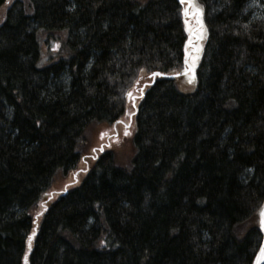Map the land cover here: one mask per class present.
<instances>
[{
	"label": "trees",
	"instance_id": "16d2710c",
	"mask_svg": "<svg viewBox=\"0 0 264 264\" xmlns=\"http://www.w3.org/2000/svg\"><path fill=\"white\" fill-rule=\"evenodd\" d=\"M27 1L0 24V264H253L264 6L195 0L206 32L193 76L152 80L186 66L185 3ZM141 76L125 150L112 133L91 144Z\"/></svg>",
	"mask_w": 264,
	"mask_h": 264
},
{
	"label": "rangeland",
	"instance_id": "374dc122",
	"mask_svg": "<svg viewBox=\"0 0 264 264\" xmlns=\"http://www.w3.org/2000/svg\"><path fill=\"white\" fill-rule=\"evenodd\" d=\"M17 0H7V2L0 8V24H2L7 9ZM23 1L24 3H28L27 0H20ZM264 6V0H253L251 1L250 6L248 7L250 12L252 13V16H257L259 13L262 11ZM145 76H141L137 82H136V87L132 89L129 93H131V96L134 94H138V91L143 83V80ZM139 87V88H138ZM138 88V89H137ZM128 93V96H129ZM131 96L128 97V101L131 105V108L129 111H127L126 115L123 116L117 123L111 124L107 129H98L94 135L91 137V144H99L101 141H105L110 133L113 135H110V142L113 141L116 147L120 148V150L123 152L125 150L124 144L126 143V140L131 137L132 132L134 131V116L132 115L133 113V105H132V98ZM130 134V136L128 135ZM85 149V148H84ZM91 152H85V155H89ZM81 166V167H80ZM79 168H82L84 164H80ZM82 169H77L76 172H72L73 174H81ZM76 175H72L70 173V176L67 177H58L55 180V183L53 184L54 188H57L60 190L62 186L66 182H70L75 178ZM80 176V175H79Z\"/></svg>",
	"mask_w": 264,
	"mask_h": 264
},
{
	"label": "water",
	"instance_id": "95a60500",
	"mask_svg": "<svg viewBox=\"0 0 264 264\" xmlns=\"http://www.w3.org/2000/svg\"><path fill=\"white\" fill-rule=\"evenodd\" d=\"M194 1L192 0L191 5L189 4L188 0H185V6L183 8V16L184 21L186 25V30L188 31V42L186 45V66L185 68L180 72L176 74H164V73H158L155 72L156 75L152 74V77L155 79L156 76L161 77H190L193 76V70L191 68V64L195 63L200 58L201 50H202V44L204 40V34L206 32L205 25L203 23V9L198 7L197 5H194ZM185 9H187V15H185ZM197 9L200 10L199 13H197ZM196 15L197 18H193V16ZM197 23V25H195ZM191 73V74H190ZM190 74V76H188ZM264 210V204L261 209V211ZM261 211L259 213V225L261 227ZM263 230V240L260 246V249L255 257L253 264H264V259H258L261 254V248L264 247V227H261Z\"/></svg>",
	"mask_w": 264,
	"mask_h": 264
},
{
	"label": "snow or ice",
	"instance_id": "6c2138e0",
	"mask_svg": "<svg viewBox=\"0 0 264 264\" xmlns=\"http://www.w3.org/2000/svg\"><path fill=\"white\" fill-rule=\"evenodd\" d=\"M184 2H185V0H180V3H184ZM188 2L191 5L192 0H188ZM184 11H185V15H187V9H185ZM199 12H200V10L197 9V13H199ZM153 75H156V74L153 73ZM129 96H131V93H129ZM38 215H39V213H38ZM261 217H262V219L260 221L261 227H264V210L261 211ZM28 239H29V241H31V239H32L31 236H29ZM258 259H264V247L261 248V254H260V257Z\"/></svg>",
	"mask_w": 264,
	"mask_h": 264
}]
</instances>
